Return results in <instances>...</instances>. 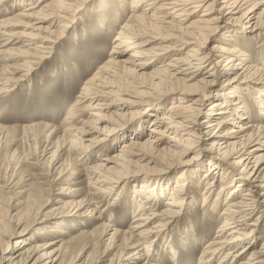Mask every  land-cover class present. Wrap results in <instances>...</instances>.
I'll return each instance as SVG.
<instances>
[{
    "label": "bare ground",
    "instance_id": "obj_1",
    "mask_svg": "<svg viewBox=\"0 0 264 264\" xmlns=\"http://www.w3.org/2000/svg\"><path fill=\"white\" fill-rule=\"evenodd\" d=\"M26 1L31 0H0V14L8 15L14 6H24ZM102 1L95 13L100 18L93 24L104 27L108 17L114 16L116 21L125 13L129 15L118 28L108 59L83 84L69 109L65 118L68 126L62 125L61 132L51 131L55 137L49 149L51 185H58L65 173L62 151L71 160H87L102 148L116 147L124 140L125 130L137 123L134 136L122 142L110 158L84 169L91 188L118 190L113 192L115 203L121 200L125 204L131 186L132 195L127 200L132 220L129 231L122 233V249L134 252H120L114 264H164L154 255L160 246L176 257L173 245L167 238L161 244L159 237L178 231L183 224L191 227L196 203L192 187L200 179L206 182L204 207L207 199L215 196L204 217L212 222L217 203H226L219 215L222 222L217 236L203 248L200 258L209 260L222 253L218 264H264V243L257 250L253 247L264 234V55L257 67L242 48L252 38L256 44L251 46L253 50L264 52V0H130L126 11L115 6L114 0ZM7 2L15 5L6 6ZM88 2L37 0L25 5L22 12L0 20V95L10 92L16 74L26 79L36 70L77 24V15ZM107 2L115 6L110 11ZM198 12V18L186 24ZM15 27L27 32L17 33ZM160 29L178 34L166 35L171 42L159 40L160 45H167L145 49L158 42L153 35L164 33ZM217 31L224 32L222 38L207 48ZM12 60L23 61V65ZM24 68L27 72L22 74ZM167 99L170 103L163 111L160 106ZM87 109L92 111L90 119L77 127L74 122ZM260 112L263 119L251 122L253 114ZM147 120L150 126L145 136L143 123ZM39 126L21 129L26 134ZM192 166L194 170H189ZM166 197L169 199L161 204ZM85 205L90 208L91 200ZM94 212L91 210L89 216ZM60 215L67 214H36L29 227L18 225L0 250V264H63L67 256L64 243L53 247L57 243L34 244L24 239L31 226ZM118 235L119 231H112L109 248L115 247ZM88 258L69 259L65 264H100L88 263ZM203 262L199 263L206 264Z\"/></svg>",
    "mask_w": 264,
    "mask_h": 264
},
{
    "label": "rangeland",
    "instance_id": "obj_2",
    "mask_svg": "<svg viewBox=\"0 0 264 264\" xmlns=\"http://www.w3.org/2000/svg\"><path fill=\"white\" fill-rule=\"evenodd\" d=\"M36 1H26L25 5L28 7L35 4ZM50 1L47 0V3ZM89 1L77 15V24L63 35L59 43L54 45L52 50L48 52L50 54L36 70L30 73L26 79H20L21 74H16L14 76L15 80L11 82L9 87L10 92L0 95V126H2L0 128V250L3 248V244L7 242L10 232L20 224H27L29 227L36 214L61 213L67 215H60V217L53 218L54 220L40 224L38 222L31 226L24 239L34 244L57 243L53 247L64 243L67 256L63 264L69 259L87 260L89 255L88 263L97 261L100 264L102 262L103 264H109L112 261V264H114L120 252H134L131 249L129 251L122 249L125 237L122 233L129 231L128 228L131 226L130 222L132 220V206L128 201L132 195L130 194L131 186L126 191L129 196L127 197L128 200H125V204L121 203V200L115 203L113 202V192H118V190H106L104 192L103 189L107 187L91 188L88 185L89 179L84 176L86 173L84 169L102 163L105 158H110L113 152L119 149L122 142L129 141L131 135L134 136L138 127L137 123L125 130L124 140L118 142L116 147L112 145L108 149L102 148L96 151V155H92L87 160H71L70 155L62 151L60 159L65 173L59 177L61 182L57 181L58 185H54V187L50 183V180H52L49 177L52 163L51 150L49 149L50 144L55 140L51 131L60 129L59 132H61L62 127L68 126L65 124V118L69 109L74 104L83 84L97 72L98 66L108 59L112 41L118 32V28L126 19L125 16L129 15L125 13L120 18L121 20L116 21H114V16L108 17L104 21V27L93 24L92 22H97L100 18L96 17L95 13L105 1ZM129 2L130 0H114L113 4L126 11ZM109 3L107 2L108 8H106L108 11L114 6L112 4L108 5ZM6 4V6L11 7L15 5V3L8 2ZM25 5L14 6L8 15L6 13L0 14V20L22 12L26 8ZM90 9H92L91 12H89ZM200 13L191 16L186 24L198 18L197 16ZM217 13H213L212 16ZM169 20L165 19V21ZM20 23L27 24V21L21 20ZM14 30L17 33L27 32V29L23 27H15ZM162 31L164 33L153 35V38L157 39L158 42L154 41L155 44L145 49L159 47L160 39H168L166 35L178 34L170 30L160 29V32ZM223 34L224 32L217 31V34L208 40L206 47L210 48L217 40L222 38ZM247 41L248 44H244L245 47L242 48L246 49V52L250 55L251 63L259 67L260 64L257 61H260L259 57L264 55V52L257 53L256 50H253L251 46H256V44L252 38H248ZM167 44L168 42L160 46ZM11 63L23 65V61L12 60ZM2 67L3 62L0 61V84H2L1 80L3 79L1 76ZM25 72H27V69L22 74ZM16 79L21 80V83ZM219 84H221L220 81ZM169 103L170 101L167 99L161 104L160 107L163 108V111ZM208 104L209 102L206 103L207 107ZM91 112L89 109L84 111L82 116L77 117L74 124L81 127L82 122L90 119L89 113ZM261 112L260 115L258 113L253 114L250 121L263 119ZM149 120L143 123L145 136L148 135ZM33 124L40 126L35 131L29 132L27 130L26 134L21 129ZM117 138H120V135ZM165 142L168 141L165 139ZM167 145L168 143L162 144L165 147ZM193 167L195 166H192L189 170H194ZM183 171L184 169L181 170V172ZM181 172L176 175L173 174L172 177H176ZM56 177L57 174L53 176L54 179ZM205 184L206 182L200 179L197 181V187H192L196 203L193 209L195 218H193L191 227L183 224L179 226L178 231L174 230V233L162 234V238L159 237L161 244L167 238V242L173 245L177 251L176 257H173L171 254L166 253L167 249L165 247H157L154 255L164 264H200L199 262L203 261L206 264H218L219 258L223 256L221 253L209 257V260L200 258L203 248L217 236V230L222 222L219 215L226 207V203L220 204L218 202L219 206L215 211L214 220L210 222L209 218L204 217L203 213L210 212L208 209L215 198L214 196L207 199L208 203H205L206 207H204L202 192L206 186ZM6 185L7 188L4 189L2 186ZM173 185L172 182L169 185L170 193ZM166 199L169 198L162 199L160 203L162 204ZM87 200H91L92 206L90 208L85 205ZM93 209H95V212L93 217H90L89 212ZM7 221H10V223ZM103 228H109L110 231L105 232ZM113 230L119 231L120 235L116 239L118 241L115 247L109 248L111 244L110 234ZM263 243L264 234L261 233L253 246L254 249H259ZM5 258L7 259L8 255Z\"/></svg>",
    "mask_w": 264,
    "mask_h": 264
}]
</instances>
